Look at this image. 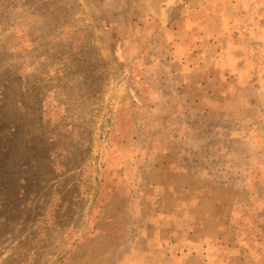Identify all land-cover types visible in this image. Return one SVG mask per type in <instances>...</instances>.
Instances as JSON below:
<instances>
[{
    "label": "crops",
    "instance_id": "obj_1",
    "mask_svg": "<svg viewBox=\"0 0 264 264\" xmlns=\"http://www.w3.org/2000/svg\"><path fill=\"white\" fill-rule=\"evenodd\" d=\"M84 1L117 63L153 83L154 121L137 127L136 186L113 189L63 264H264V185L250 180L264 170V0ZM250 201L253 254L234 227Z\"/></svg>",
    "mask_w": 264,
    "mask_h": 264
},
{
    "label": "rangeland",
    "instance_id": "obj_2",
    "mask_svg": "<svg viewBox=\"0 0 264 264\" xmlns=\"http://www.w3.org/2000/svg\"><path fill=\"white\" fill-rule=\"evenodd\" d=\"M105 23L84 0H0V264L71 259L96 222L99 163L135 185L153 83L117 63Z\"/></svg>",
    "mask_w": 264,
    "mask_h": 264
},
{
    "label": "trees",
    "instance_id": "obj_3",
    "mask_svg": "<svg viewBox=\"0 0 264 264\" xmlns=\"http://www.w3.org/2000/svg\"><path fill=\"white\" fill-rule=\"evenodd\" d=\"M118 53H119V51L116 49V51L114 52V55L116 56V60L119 62V61H121V57ZM107 163H108V161L98 164V171L100 172V175H99L100 177H96V179H94L96 182V191L94 192L93 197H92V203H91L92 207H91L90 217H92L95 209L97 210V216L92 220V222L97 220L98 218H100V215L102 213L101 211H104L109 206L108 205L109 204V197H110L114 187L117 186V184H112V183L108 184L107 180L104 177L105 176L104 174L107 170ZM250 180L252 183V187L256 183H262L264 185V170L253 171L251 176H250ZM86 186L88 187V184H86ZM248 194L250 197H252L254 199L255 193H254L253 189H251ZM255 210H256L255 201H250V203L247 205L246 209L243 211L242 216H240L238 218V220L234 222V227L236 229L238 228L241 230V228H242V232L244 233V236L248 232H250V231L252 232L254 230V227L256 224ZM89 228H90V231L88 233L84 232L83 234H81L80 237L71 241L70 245L71 246L75 245L78 242H80L83 239V237L85 238V237L89 236L92 233V230L94 227H93V225H91ZM244 238L246 239V248H245L246 252L253 254V252L257 251V248L253 246V244L249 241L248 237L245 236ZM67 255H68V252H67V254L62 256L60 259L50 261L49 264H62L63 260H65L67 258Z\"/></svg>",
    "mask_w": 264,
    "mask_h": 264
}]
</instances>
